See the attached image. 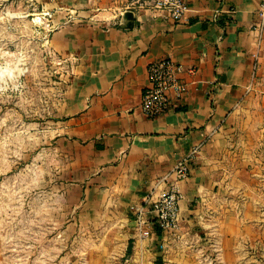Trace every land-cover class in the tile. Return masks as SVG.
I'll return each mask as SVG.
<instances>
[{
	"label": "crops",
	"instance_id": "crops-1",
	"mask_svg": "<svg viewBox=\"0 0 264 264\" xmlns=\"http://www.w3.org/2000/svg\"><path fill=\"white\" fill-rule=\"evenodd\" d=\"M187 1L192 11L180 22L139 9L130 23L121 0L52 33L54 49L80 61L56 108L71 145L63 149L71 154L64 194L74 191L118 225L123 246L111 255L125 264H263L261 0ZM164 57L184 66L188 91L176 108L149 118L141 110L148 66ZM193 148L190 176L179 184L180 225L167 234L149 209Z\"/></svg>",
	"mask_w": 264,
	"mask_h": 264
},
{
	"label": "rangeland",
	"instance_id": "rangeland-1",
	"mask_svg": "<svg viewBox=\"0 0 264 264\" xmlns=\"http://www.w3.org/2000/svg\"><path fill=\"white\" fill-rule=\"evenodd\" d=\"M118 3L0 0V264H125L111 255L123 246L118 225L74 191L64 194L71 145L56 108L80 61L51 43L64 21ZM107 237L115 239L108 251Z\"/></svg>",
	"mask_w": 264,
	"mask_h": 264
},
{
	"label": "built area",
	"instance_id": "built-area-1",
	"mask_svg": "<svg viewBox=\"0 0 264 264\" xmlns=\"http://www.w3.org/2000/svg\"><path fill=\"white\" fill-rule=\"evenodd\" d=\"M139 9L167 11L177 22L185 20L192 11L187 0H126V7L122 13ZM231 12L234 10L231 9ZM258 16L264 21V0L260 1ZM184 70L182 64L170 57L149 64V84L143 90L141 102V110L145 116L156 118L178 106L188 91V83L182 77ZM189 72L195 73L196 67L190 68ZM197 151L198 148H193L187 157L176 164L173 170L175 179L150 206L152 221L164 233L174 234L179 228L182 198L179 184L190 176L191 165Z\"/></svg>",
	"mask_w": 264,
	"mask_h": 264
},
{
	"label": "water",
	"instance_id": "water-1",
	"mask_svg": "<svg viewBox=\"0 0 264 264\" xmlns=\"http://www.w3.org/2000/svg\"><path fill=\"white\" fill-rule=\"evenodd\" d=\"M132 13L133 12H131V11H128V12L124 13L125 17L130 21V23L133 22V14Z\"/></svg>",
	"mask_w": 264,
	"mask_h": 264
},
{
	"label": "clouds",
	"instance_id": "clouds-1",
	"mask_svg": "<svg viewBox=\"0 0 264 264\" xmlns=\"http://www.w3.org/2000/svg\"><path fill=\"white\" fill-rule=\"evenodd\" d=\"M9 75H10V73H9Z\"/></svg>",
	"mask_w": 264,
	"mask_h": 264
}]
</instances>
